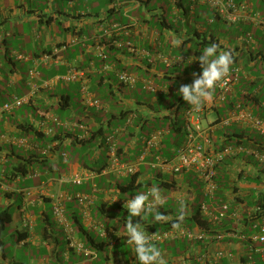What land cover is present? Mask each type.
Wrapping results in <instances>:
<instances>
[{
  "label": "crops",
  "instance_id": "0c3cea01",
  "mask_svg": "<svg viewBox=\"0 0 264 264\" xmlns=\"http://www.w3.org/2000/svg\"><path fill=\"white\" fill-rule=\"evenodd\" d=\"M235 2L264 19L254 1ZM173 35L183 39L180 48ZM212 43L232 54L229 71L239 73L224 97L215 88L201 107L208 151L231 149L207 193L194 172L152 165L171 161L185 140L191 106L180 96L168 99L201 72L195 58ZM71 71L82 78L65 82ZM123 72L136 78L133 86L119 83ZM0 100V107L12 105L0 113V264H138L126 242L125 204L153 186L169 221L132 222L155 235L167 264L264 263V245L250 242L246 219L264 198V165L256 157H264V136L246 120L264 117L262 28L229 24L204 0H0ZM154 132L162 137L147 149ZM109 145L118 170L109 168ZM59 196L67 228L54 219ZM180 201L185 218L175 230ZM223 206L228 217L212 221ZM5 237L15 245L9 255ZM67 237L92 254L69 249Z\"/></svg>",
  "mask_w": 264,
  "mask_h": 264
},
{
  "label": "built area",
  "instance_id": "2783aa9c",
  "mask_svg": "<svg viewBox=\"0 0 264 264\" xmlns=\"http://www.w3.org/2000/svg\"><path fill=\"white\" fill-rule=\"evenodd\" d=\"M206 1L216 12L217 16L223 19L225 22L233 25L239 24L241 21H249L256 27L262 28L264 31V19L260 18L258 14L249 13L248 8L245 5H239L235 0H204ZM50 56L46 55L44 61L48 62ZM239 69H233L229 71L226 77L223 78L221 82L215 87L219 91L220 97H224L235 82H237ZM82 78V74L71 71L68 75L63 77L65 82H72L77 78ZM118 81L121 85L126 87H131L136 83V78L127 73H121L118 76ZM16 107L21 105L20 100H15L12 104ZM11 104H5L0 107V113L10 111L12 108ZM1 116V114H0ZM188 123L186 126L185 140L182 145H180L176 151L175 156L171 161H163L157 158L152 167L159 169H170L173 173H181L192 171L194 172L205 185L206 192L212 193L216 189L214 182L215 179V166L222 158L229 154L231 149L225 147L220 153H210L207 149L209 142L204 135V129L201 126L202 121V110L194 111L192 108L187 111ZM191 119V122H190ZM246 120L249 122L251 129L256 131L259 135L264 136V117L263 118H253L251 115L246 116ZM162 137L161 132L152 133L149 138L145 140V146L147 149L157 147L160 139ZM108 155L110 157L109 168L111 170H118L121 166L119 159L116 155V150L114 145H109ZM257 160H259L264 165V157L260 154L256 155ZM129 173H133V168H127ZM75 184H80L79 179L74 180ZM79 203H84L86 198L81 196H76ZM201 209L205 211V205H202ZM258 209H253L247 214L246 219L248 220V225L253 229V233L250 235L249 240L252 243H259L264 245V215L258 219H254L255 214ZM53 215L55 222L59 225H64L65 220L63 217V211L60 204V196L55 199L53 207ZM229 215V210L227 206H223L217 213V215L212 216V221L218 222ZM232 217H234L232 215ZM203 237H200L202 239ZM67 247L74 250L77 253L92 254L83 245L82 242L73 240L67 237ZM264 259V251L261 253Z\"/></svg>",
  "mask_w": 264,
  "mask_h": 264
},
{
  "label": "clouds",
  "instance_id": "9594fccd",
  "mask_svg": "<svg viewBox=\"0 0 264 264\" xmlns=\"http://www.w3.org/2000/svg\"><path fill=\"white\" fill-rule=\"evenodd\" d=\"M183 39L173 35V47L180 48ZM198 60L201 72L193 74V81L188 85H181L178 96L189 105L194 111H199L202 105L211 99L213 90L219 82L227 76L230 66L233 63L232 54L228 51H220L218 45L212 43L203 49L202 53L195 58ZM190 58L188 63L191 64ZM164 200L158 187H151L146 193H137L133 198L127 199L125 207L129 214L125 222L127 244L131 246L132 253L135 254L138 264H167L161 250L154 243L155 235H150L143 224H133V218L147 219L151 216L156 222H168L170 217L161 214L159 211ZM184 204L180 201V208L176 221L172 223V228L181 230L184 221Z\"/></svg>",
  "mask_w": 264,
  "mask_h": 264
},
{
  "label": "trees",
  "instance_id": "16d2710c",
  "mask_svg": "<svg viewBox=\"0 0 264 264\" xmlns=\"http://www.w3.org/2000/svg\"><path fill=\"white\" fill-rule=\"evenodd\" d=\"M135 176H136V175H133V176H132V180H131L130 183L128 184L129 187H131L130 190H133V189L135 188V187H133ZM130 190H129V191H130ZM252 208H253V209L257 208V209H258V212L255 214V217H254L255 220L258 219V218H260L261 216H263V215H264V198H262V199H256V200L254 201V206H252ZM7 217L10 218V215L7 214ZM201 222H202V220H201L200 218H197V219H196V223L202 228V223H201ZM206 229H208V228H206ZM78 230H79V232H81L82 236H85V240H87V242H89V244H90L91 246L96 247L97 250H101L100 244H94V240L92 239V237L90 236L89 233H86V232L82 229V227H79Z\"/></svg>",
  "mask_w": 264,
  "mask_h": 264
},
{
  "label": "rangeland",
  "instance_id": "374dc122",
  "mask_svg": "<svg viewBox=\"0 0 264 264\" xmlns=\"http://www.w3.org/2000/svg\"><path fill=\"white\" fill-rule=\"evenodd\" d=\"M252 1H254L255 3H256V7H258L259 8V10L261 11V12H263L264 13V8H263V2H264V0H252ZM228 29H230V28H228ZM233 28H231V30H232ZM25 31H27V30H25ZM28 32V31H27ZM10 39H18L17 37H15V38H10ZM21 39V38H20ZM24 39V38H23ZM27 39H32V37H27ZM15 42V41H14ZM26 49H28L29 47H30V44L29 45H26V44H22ZM20 50H22V51H20ZM19 51H20V53H23L24 52V50L23 49H20ZM145 96L146 97H148L146 94H145ZM177 97H178V95L177 94H173V93H171V95H170V97H169V99H168V102L170 103L171 101L173 102H175L176 100H177ZM3 101H1L0 100V104L2 103ZM159 103H161V102H159ZM179 119H180V114H179ZM153 123H151V125H152ZM110 177H108V179H109ZM4 242H5V245H8L7 246V252H8V255H9V253H11L12 251H13V249L15 248V245H14V243H11L12 241L9 239V238H4ZM261 264H264V263H261Z\"/></svg>",
  "mask_w": 264,
  "mask_h": 264
}]
</instances>
